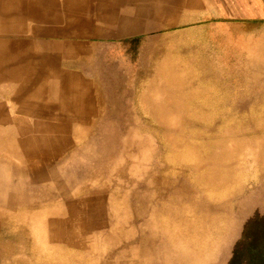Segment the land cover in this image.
I'll use <instances>...</instances> for the list:
<instances>
[{"label":"rangeland","instance_id":"rangeland-1","mask_svg":"<svg viewBox=\"0 0 264 264\" xmlns=\"http://www.w3.org/2000/svg\"><path fill=\"white\" fill-rule=\"evenodd\" d=\"M132 3L0 0V52L22 36L34 58L26 91L0 58V143L39 125L63 144L47 166L21 149V164L0 159V264H141L185 250V228L223 242L211 264H264V81L170 79L163 33L134 32L148 25ZM48 83L74 90L37 91ZM97 195L93 227L81 212Z\"/></svg>","mask_w":264,"mask_h":264},{"label":"crops","instance_id":"crops-1","mask_svg":"<svg viewBox=\"0 0 264 264\" xmlns=\"http://www.w3.org/2000/svg\"><path fill=\"white\" fill-rule=\"evenodd\" d=\"M132 1V6L137 8L139 23L144 19L148 25V28L140 27L134 32L163 33L160 44L161 57L163 63L168 59L170 67L167 71L174 75L170 79L209 82L264 81V0ZM164 32L168 33L164 35ZM16 39L29 42V38L22 36ZM19 65L25 69L33 63L31 60H25ZM27 81L26 85L19 84L20 89L23 88L22 91L32 87ZM43 88L60 92L63 97L74 90L71 84L58 86L48 83ZM226 97L207 94L205 102L207 106H211L212 103H217L216 105H227L226 103L229 102L242 103L241 96H238V100L228 102L225 100ZM79 111H82L81 106ZM203 111H211V109ZM34 128L39 130L40 135L41 130L49 131L48 127L39 125ZM51 138L55 142L54 147L51 148L49 145L46 149L47 156H42L46 166L53 160L62 159L58 154L63 144L58 137ZM258 231L260 232V229ZM259 232L254 235L255 239H259V235L264 237V232L262 234ZM219 243L211 250L202 248L209 256L205 260L201 258L203 259L201 264H211L210 257L218 258ZM173 251L167 255L162 254L160 264H196L191 255L183 257L177 249ZM253 254L256 255V252ZM157 258L158 256L154 255L150 263L159 264L160 258L159 261ZM167 258H169L168 263H166Z\"/></svg>","mask_w":264,"mask_h":264},{"label":"bare ground","instance_id":"bare-ground-1","mask_svg":"<svg viewBox=\"0 0 264 264\" xmlns=\"http://www.w3.org/2000/svg\"><path fill=\"white\" fill-rule=\"evenodd\" d=\"M20 1V0H19ZM26 1V0H25ZM64 5V4H63ZM27 6V5H26ZM61 8V7H60ZM17 9L16 8H11V7H8L7 8V11H11V14L14 13V11ZM63 9V8H62ZM61 10V9H60ZM1 13V12H0ZM4 14V12H3ZM1 16H3L2 14H0ZM5 15V14H4ZM46 18H51L50 14H44ZM44 15H40L38 16L36 13H33L32 16L35 17V18H39L40 20L44 21ZM24 20V19H23ZM26 20V19H25ZM24 20V21H25ZM47 22V21H46ZM31 23V22H30ZM42 23V22H41ZM45 24V23H44ZM47 24V23H46ZM51 24V23H50ZM31 25V24H30ZM25 26V25H24ZM2 35V34H0ZM4 35V34H3ZM13 36V34H11ZM29 42L28 41H25V40H19V39H15L14 41H3L2 44H3V47L6 46V49L4 50V52H0V58H3L4 57H8L10 58L14 64H13V68H12V71L11 73L14 75V79L19 82V84H25V82L27 80H25V77H23V73H25L26 71H30L32 68H33V65L32 66H27L25 69L19 65L21 62H25V60H31L32 62L34 61V58L31 56V54H29L27 52V49H26V44H28ZM29 47V46H28ZM35 50V49H34ZM33 54V53H32ZM37 56V55H36ZM32 67V68H31ZM36 73V71H35ZM34 73V74H35ZM33 74V75H34ZM28 75V74H26ZM37 75V73L35 74V76ZM42 75V74H40ZM3 76V75H2ZM42 77V76H41ZM38 78V77H37ZM6 82V81H5ZM12 82V81H11ZM29 82V81H27ZM15 84V83H14ZM19 84L15 85L17 90L19 91H22V89H20L21 87L19 86ZM7 86V85H6ZM11 88V87H10ZM43 87H38L37 91H40ZM5 90V89H4ZM16 90V89H15ZM54 90V89H52ZM9 91V90H8ZM6 92V91H5ZM15 92V91H14ZM10 94V93H9ZM14 95V94H13ZM17 96V95H16ZM1 105V104H0ZM9 115H11L9 113ZM4 120V119H3ZM5 122V121H4ZM8 122V121H7ZM33 122V121H32ZM6 123V122H5ZM33 125V124H32ZM3 127V126H1ZM8 127V126H7ZM9 127L11 128V126L9 125ZM1 129H4V128H1ZM32 129V128H31ZM9 130V129H8ZM39 130L36 128V132H38ZM45 131L47 130H41V135L39 134V132L37 134H28V129L25 130V132H23V136L21 138V141H20V144L17 145V144H14L11 142V143H7V145L3 144V143H0V159L2 158V156H5L7 160H12L11 162L13 161H19L20 164H21V161L23 162V160L21 159V157L19 156L20 152L19 150L21 149L23 151V154H25V156H28L30 158H33L35 156H47V148L48 146L50 145L51 148L54 147V141H53V138L49 137L50 135H47L45 134ZM27 132V133H26ZM34 133V132H33ZM16 134V133H15ZM14 134V135H15ZM22 134V133H21ZM12 137V136H11ZM17 141V140H16ZM17 143V142H15ZM22 145V147H25L24 149H22V147L20 148V146ZM33 145V146H32ZM32 146V147H31ZM20 150V151H21ZM52 156H49V158H51ZM43 162H46V161H43ZM13 167H15L16 169L20 168V169H23L25 170V173L26 174H30L31 176H34L33 179L34 181H37V182H42V180L44 179H40V177H36V175H38L37 173H35V170L36 168L35 167H30L26 164L24 165H18V163H16L15 165H13ZM105 192V191H104ZM102 193V192H101ZM97 198H98V202L95 204L94 202V207H93V204H92V200H87L85 202L86 204V207L87 209L82 211L81 214L84 216L85 219H87V221L91 224L89 226H93L94 227V224L92 222V218L94 219V217H98V215H102L103 213V208L104 206H102V203L99 202V199H100V195H97ZM95 198L93 197V200ZM114 202V201H113ZM112 206V204H111ZM58 211V209H57ZM56 212V211H55ZM125 212V210H124ZM47 213V212H46ZM51 213V212H50ZM57 213V212H56ZM55 214V213H54ZM68 214V213H67ZM96 214V215H95ZM47 215V214H46ZM50 215H53V214H50ZM125 215V213H124ZM56 216V215H54ZM53 216V217H54ZM58 216V214H57ZM67 216V215H66ZM112 218H117L116 215L113 213L112 215H110ZM50 217V216H49ZM61 217V216H60ZM56 220V219H55ZM164 221H169V219L167 218H163ZM211 220V219H209ZM94 221V220H93ZM204 221H207L205 219H203L202 223ZM190 222H193L192 220H190ZM233 224H234V221H233ZM179 225H184L183 223L180 222ZM97 229V228H96ZM222 230V228H221ZM227 230V231H226ZM228 232V229H227V226L226 224H224V227H223V231H221L219 234L222 235V234H225L226 232ZM185 250H180L179 248H177V251H179L180 255H182L183 257H185L186 255H191L193 257V260L195 261L196 264H201V258L204 257V254L206 253V251L204 250H211L210 249V235L207 234V233H201V232H197L196 234H194V231H190L188 229L185 228ZM183 239H181L182 241ZM201 242V243H200ZM194 243V244H193ZM200 243V244H199ZM198 245H201V248L198 247ZM153 247V246H152ZM179 247V246H178ZM209 247V248H208ZM202 248H204V250H202ZM254 250V249H253ZM252 250V251H253ZM145 251L143 250V253ZM208 255V253H206ZM254 255V254H253ZM255 257V255H254ZM159 258H160V262L159 264L161 263V259H162V255L158 253V261H159ZM178 260V259H177ZM151 261V258H147L145 259V257H142L141 259V264H145V263H150ZM169 262V258L166 259V263ZM152 264V262L150 263Z\"/></svg>","mask_w":264,"mask_h":264}]
</instances>
